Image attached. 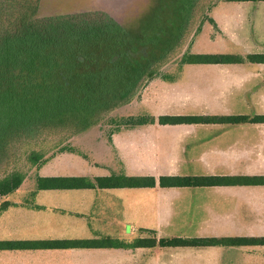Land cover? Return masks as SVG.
Segmentation results:
<instances>
[{"label": "trees", "instance_id": "16d2710c", "mask_svg": "<svg viewBox=\"0 0 264 264\" xmlns=\"http://www.w3.org/2000/svg\"><path fill=\"white\" fill-rule=\"evenodd\" d=\"M125 1L122 7L116 8L112 2L106 5L98 0L90 5H82V2L79 6L72 5L69 0H0V165L5 163L1 160L10 158L12 149L20 142L56 132L62 137L57 144L58 154L80 155L78 145L73 142L75 138L103 130V127L95 128L102 123L116 126L110 133L111 138L123 129L119 118L128 129L156 124H264V115L155 118L146 111H139V117L129 119L132 120L129 124L124 122L123 115L137 102L141 90L155 80L160 70L182 49L201 0H170V6L165 5L166 0ZM165 7H169V12ZM165 13L171 15L170 21L161 18ZM246 63L264 64V54L185 53L180 61L181 67ZM120 109L124 112L116 113ZM68 140L71 143L63 144ZM83 156L88 160L87 154ZM43 158L44 154H35L31 160L40 169L49 162ZM24 182V175L18 173L0 180V197L16 193ZM35 185L37 191L264 187V176H176L156 180L149 176L128 177L120 172L94 179L37 177ZM247 246L264 247V238L157 239L154 233H148L132 240L103 237L56 242H0V251Z\"/></svg>", "mask_w": 264, "mask_h": 264}, {"label": "crops", "instance_id": "0c3cea01", "mask_svg": "<svg viewBox=\"0 0 264 264\" xmlns=\"http://www.w3.org/2000/svg\"><path fill=\"white\" fill-rule=\"evenodd\" d=\"M223 4V5H222ZM226 4V5H225ZM246 7L243 15L236 14L237 9H229L232 5ZM227 6V7H226ZM226 7V8H225ZM218 12V13H217ZM216 14V17H215ZM224 16H221L223 15ZM209 22L216 32H229L231 36L241 34L245 41L249 40V34L261 42L264 48V2L229 3L222 2L213 8V17ZM246 25V35L243 27ZM202 33V31H201ZM224 35V34H223ZM261 48V49H262ZM204 54V53H203ZM207 54V53H205ZM216 54V53H213ZM220 54V53H217ZM252 54H264L263 52H252ZM224 68H244L243 65H209ZM208 66V67H209ZM263 68L264 64H246ZM233 71V70H231ZM253 79L241 80V86L252 89ZM258 82L264 85L263 75L257 77ZM240 86V87H241ZM248 90L244 95H251ZM245 96V97H246ZM241 100V99H239ZM155 118L156 115L151 114ZM245 115L254 117L259 114H225L217 116ZM213 116V115H212ZM159 125L141 126L137 128H154ZM264 126L261 125H220V126H185L191 128L214 129L208 138L196 140L197 153L194 158L187 160L185 144L182 145L184 159L191 163L200 155L204 148L217 144L221 148L232 145L235 133L232 131L241 127ZM168 127V126H161ZM137 128L121 132L135 131ZM154 133L156 132V129ZM165 130V129H160ZM232 133L230 140L220 141V133ZM117 133L112 135L115 136ZM236 136V135H235ZM107 139V144L112 142ZM111 140V141H110ZM192 140V139H191ZM190 141L187 140V142ZM182 142V141H181ZM161 143V140H160ZM203 143V144H202ZM206 143V145L204 144ZM104 144V143H103ZM147 146V145H146ZM145 146V147H146ZM184 146V147H183ZM152 148V147H151ZM170 149V147H168ZM185 149V150H184ZM150 149L147 150L148 155ZM142 151V150H140ZM166 151V150H165ZM164 153L156 150L154 162L146 166L147 176L159 180L161 177H243L264 176L237 174L230 172L215 171L209 173V167H203L205 172L192 174L185 171L184 174H174L171 167L173 160ZM168 151V150H167ZM144 151H142L143 153ZM168 153V152H166ZM112 154H114L112 150ZM77 154L64 153L57 155V164L64 167L57 175H40L39 177H86L97 178V175L109 176L118 174L114 172L110 163H96L95 159L80 160L75 163ZM137 158V156H135ZM166 157V158H165ZM80 159V158H78ZM116 161L121 162L115 156ZM60 160V161H59ZM135 165L139 159L135 160ZM184 161V162H185ZM87 162V163H86ZM184 165L188 169L189 164ZM100 164V165H99ZM117 164V163H116ZM119 165V164H118ZM83 171L89 168L87 174ZM93 166L97 167L98 174H94ZM120 166V165H119ZM138 166V165H137ZM171 168V169H170ZM58 169V168H57ZM108 169V170H106ZM191 169H194L191 166ZM160 170L164 172L157 173ZM165 170H167L165 172ZM170 170V172H169ZM228 171V170H226ZM145 177V176H144ZM14 194L0 197V242H56L72 240H95L109 237L118 240H132L138 236L144 237L148 233H154L157 239L170 238H264V235H206L200 231L207 230V217L211 211L216 215H243L242 208L236 200H227L215 193L216 190L232 189H259L264 187H212V188H166L156 187L154 189H117V190H52L37 191L36 185H26ZM5 205V206H4ZM4 206V207H3ZM246 209V207H245ZM245 215H247L245 213ZM242 218V216L240 217ZM244 221H248L244 218ZM169 252V255H167ZM181 260L179 264H264V247H207V248H156V249H85V250H7L0 251V264H174L172 260Z\"/></svg>", "mask_w": 264, "mask_h": 264}, {"label": "rangeland", "instance_id": "374dc122", "mask_svg": "<svg viewBox=\"0 0 264 264\" xmlns=\"http://www.w3.org/2000/svg\"><path fill=\"white\" fill-rule=\"evenodd\" d=\"M69 1L72 2V5L76 6H79V3L83 2V0ZM93 1L85 0L82 5L93 4ZM101 1L106 5L112 2L116 8L122 7L123 2H126L125 0H98L99 3ZM166 1L165 5H169L170 0ZM171 1L174 2L175 0ZM222 2L224 0H201L193 20V25L182 49L160 70L158 77L141 90L136 98L138 99L137 102L128 109L127 114L123 115L124 122L129 124V121H132L129 119H133V117L138 118L139 111L151 112V114L157 117L264 113V85L262 86L256 80L257 77L263 75V68L245 66L250 63L244 64V68L241 69L216 66L181 67L180 65L182 56L185 53H220L246 56L248 53L264 51L261 42L252 37L251 34H249V40L245 41L240 39L242 38L241 34L239 37H234L229 32L222 31L221 34L212 28L213 26L209 22H211L210 18L213 17V8ZM229 9H237L236 14L240 15L246 12V7L239 6L238 8L235 4ZM167 10H169V7L166 8ZM161 15V18L165 21L171 20L170 14L165 13ZM221 16H224V14ZM245 28L246 25L243 27V33L246 35ZM165 78H169L170 80H164ZM242 79H246L247 81L253 79L252 83L254 85L251 87L252 89L248 90V88L241 86L240 81ZM247 90L251 95L246 96L243 94ZM119 111L124 112V110L120 109L116 113ZM119 121L121 123H119L120 127L124 129H120L121 131L129 130L121 122L120 118ZM101 127H103V130H100ZM115 127L114 125L111 127L102 123L95 127L101 132L86 133L75 138L73 142H75L74 145H78L77 148L80 154L76 155L75 163L80 160H86L83 155L87 154L91 156L90 160L93 158L96 163L111 162L114 172H121L128 177H144L147 176V170L150 168L145 165V162L151 165L155 160L153 155H155L156 150H159L160 153H164L166 150L165 156L168 155L167 158L169 159H164L163 161L173 160L174 165L170 169L174 174H184L185 171L186 173L194 172L192 174H199L205 172L203 167H209V173L214 172L216 169L219 172L264 175V126L234 129L232 131L236 136L230 133V131L226 135L220 133V141H228L233 135L235 143L224 148H221L217 144L204 148L197 159H194L191 163L194 169H191L190 162L187 163V161L182 159L184 153L181 144L184 143L187 148L186 159L191 160L196 156L197 145L200 144L196 140L208 138V135L214 129L182 126H157L151 129L137 128L135 131L117 133L113 138L111 136L113 141L109 142V145L106 142L107 139L109 141L110 133L113 132ZM153 129H156L155 133ZM57 133L60 134V132L44 134L35 140L29 142L22 141L17 144L12 149L10 158L1 160L5 163L0 165V180L10 177L15 173L23 174L27 182L26 185L30 186L35 184L37 177L40 175L53 176L57 175L58 171H62L64 167H60L59 163L57 164V144L61 142L62 137L61 135H57ZM89 135L92 136L90 137ZM189 139L190 141L187 142ZM69 140L63 144L67 145L71 143ZM204 144L206 145V143ZM148 149H150L151 156L146 154ZM112 150L115 155L112 154ZM140 150L144 152L142 153ZM35 154H44L43 160H48L49 162L38 169V164H34L31 160ZM115 156L122 159L121 162L116 161L114 159ZM136 159H139L138 166L134 164V162L136 163ZM186 163L189 164L187 166L188 169L184 168ZM93 167L92 172L98 174L99 171L96 170L98 168ZM79 169L80 166H78ZM88 170L89 168L87 167V169L81 170V172L87 174ZM160 172H164V170H160L157 174L159 175ZM97 176L107 177L105 175ZM215 193L221 195V197H225L227 200L237 199L236 202H238L240 207H243L242 203H244L245 206L241 210L242 214H244L241 215L242 218H240L241 216L238 213L226 216H213V212L211 211L207 217L205 227L207 230L200 231V234L205 233L206 235L215 236L235 234L264 235V188L222 189L216 190ZM244 218L248 221H244ZM167 255H169V252H167ZM179 259L174 258L172 263L179 264L182 262Z\"/></svg>", "mask_w": 264, "mask_h": 264}]
</instances>
